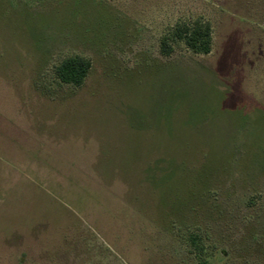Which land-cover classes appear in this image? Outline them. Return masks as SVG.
<instances>
[{"label": "rangeland", "instance_id": "obj_1", "mask_svg": "<svg viewBox=\"0 0 264 264\" xmlns=\"http://www.w3.org/2000/svg\"><path fill=\"white\" fill-rule=\"evenodd\" d=\"M0 264H264V0H0Z\"/></svg>", "mask_w": 264, "mask_h": 264}, {"label": "trees", "instance_id": "obj_2", "mask_svg": "<svg viewBox=\"0 0 264 264\" xmlns=\"http://www.w3.org/2000/svg\"><path fill=\"white\" fill-rule=\"evenodd\" d=\"M182 42L194 54L207 55L211 51L212 31L209 23L202 20L177 23L160 41V52L169 56L173 52V43ZM90 61L71 56L63 59L55 68V76L59 82L79 87L87 77Z\"/></svg>", "mask_w": 264, "mask_h": 264}]
</instances>
